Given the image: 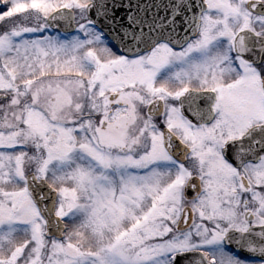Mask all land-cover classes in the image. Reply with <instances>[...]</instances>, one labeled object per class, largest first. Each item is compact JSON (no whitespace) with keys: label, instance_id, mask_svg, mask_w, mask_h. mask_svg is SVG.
Instances as JSON below:
<instances>
[{"label":"snow or ice","instance_id":"obj_1","mask_svg":"<svg viewBox=\"0 0 264 264\" xmlns=\"http://www.w3.org/2000/svg\"><path fill=\"white\" fill-rule=\"evenodd\" d=\"M0 264H264V0H0Z\"/></svg>","mask_w":264,"mask_h":264}]
</instances>
